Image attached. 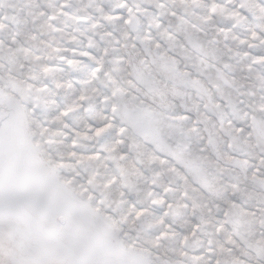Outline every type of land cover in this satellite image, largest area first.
<instances>
[{"label":"snow or ice","instance_id":"snow-or-ice-1","mask_svg":"<svg viewBox=\"0 0 264 264\" xmlns=\"http://www.w3.org/2000/svg\"><path fill=\"white\" fill-rule=\"evenodd\" d=\"M0 264H264V0H0Z\"/></svg>","mask_w":264,"mask_h":264}]
</instances>
